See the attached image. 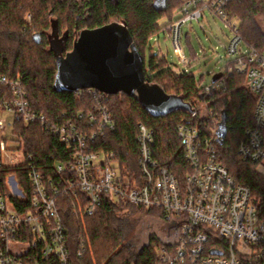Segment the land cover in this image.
<instances>
[{"label":"trees","instance_id":"obj_1","mask_svg":"<svg viewBox=\"0 0 264 264\" xmlns=\"http://www.w3.org/2000/svg\"><path fill=\"white\" fill-rule=\"evenodd\" d=\"M186 0H0V74L22 81L31 109L43 115L51 126L70 123L79 133L98 128L96 99L87 91L54 92L55 59L48 53V31L56 28L65 49L70 50L82 29H96L111 21L122 20L143 58L145 78L158 84L167 94L180 96L195 113H174L167 117L150 116L133 98L124 94L108 95L105 105L111 116L112 131L88 141L86 152L113 153L119 171L130 179L141 180L138 167L137 134L139 125L153 132L152 158L159 166L176 175L184 171L183 150L177 137L181 125L214 128L209 111L217 114L216 132L224 118V133L217 140L218 160L235 180L250 190L251 202L264 212V159L254 163L241 160L237 148L253 126L255 96L248 90L245 74L222 71V85L209 96L199 88L190 72H175L164 57L149 48L152 38L178 19ZM226 13L238 28L244 43L264 52V0H232ZM29 16L30 25L25 23ZM165 23L160 25L159 22ZM187 38V34H185ZM148 53V62H145ZM190 50V60L195 59ZM189 60V61H190ZM230 63L229 65L233 64ZM101 94H99L100 96ZM89 115L96 118L95 122ZM11 128L21 150L30 157L41 176L56 187L74 178L67 169L57 172L56 165L67 166L73 159L71 147L62 144L54 133L39 123H26L14 114ZM47 128V127H46ZM0 169V186L6 173L27 178L26 164ZM61 189V188H60ZM76 195L61 192L56 203L65 229L72 264H157L156 248L162 240L152 237L138 247L128 240L129 217L135 213L166 216L153 208L145 209L122 200L103 196L94 215H85L87 197L76 188ZM80 256H78V252Z\"/></svg>","mask_w":264,"mask_h":264},{"label":"built area","instance_id":"obj_2","mask_svg":"<svg viewBox=\"0 0 264 264\" xmlns=\"http://www.w3.org/2000/svg\"><path fill=\"white\" fill-rule=\"evenodd\" d=\"M231 1L186 0L178 19L165 33L171 39L179 62L186 65L189 60L184 55L181 40L182 27L188 22L198 21L208 11L232 32L225 51L234 57V63L228 65L226 71L245 74L247 88L255 96L253 126L246 130L237 154L245 162L257 163L264 159V52L243 42L237 25L232 24L233 20L226 13ZM221 85L222 77L203 87L204 93L209 96ZM82 91L95 97L99 114L98 128L89 133H79L70 123L51 126L43 115L31 109L27 90L19 77L0 74V112L17 114L26 123H39L57 135L62 144L71 147L72 143L74 150L73 160L67 166L56 165L57 172L67 169L74 175L60 189L27 163L30 157L21 150L11 128L12 121L6 124L0 119V169L27 163L25 180L16 173H6L0 186V264H72L56 200L63 191L75 196V188L88 199L85 215L97 212L103 196L160 210L166 216L167 226L166 237L156 248L157 264H264V212L253 206L249 188L238 183L217 158V114L209 111L214 128H209L208 133L205 128L178 127L177 137L185 164L182 175L158 165L151 153L153 132L139 125L141 180L131 183L117 168L113 153L86 152L88 141L114 128L105 105L108 95L93 89ZM89 119L96 120L92 115ZM8 129L9 136L6 135ZM10 141L17 142L19 147L8 146ZM18 150L23 163L15 165L10 151Z\"/></svg>","mask_w":264,"mask_h":264},{"label":"water","instance_id":"obj_3","mask_svg":"<svg viewBox=\"0 0 264 264\" xmlns=\"http://www.w3.org/2000/svg\"><path fill=\"white\" fill-rule=\"evenodd\" d=\"M48 34L47 51L53 54L56 67L54 92L93 89L105 95L124 94L154 118L194 113L182 97L167 94L161 86L145 78L143 58L122 20L111 21L96 29L80 30L75 34L70 50L65 49L55 27ZM222 74H214L211 83L218 81ZM223 120L216 132L218 140L225 130Z\"/></svg>","mask_w":264,"mask_h":264},{"label":"rangeland","instance_id":"obj_4","mask_svg":"<svg viewBox=\"0 0 264 264\" xmlns=\"http://www.w3.org/2000/svg\"><path fill=\"white\" fill-rule=\"evenodd\" d=\"M25 23L30 25L29 16L25 18ZM163 23L164 20L159 22V24ZM259 23L264 30V19L262 17L259 18ZM232 24L236 23L232 21ZM182 31L181 45L184 55L189 58L190 50L196 55L195 59L189 61V64L184 65L179 62L171 39L167 35L165 36L163 32L152 38L149 48L152 47L155 54L158 53L163 56L170 69L177 68L179 72H191L195 76L199 88L210 86L212 76L225 71L227 66L234 60V57L228 56L225 51L229 40L232 38V32L224 22L208 11H205L198 21L194 20L184 25ZM184 34H187V38L184 37ZM145 62H148V53ZM0 119L9 124L12 121V116L1 111ZM10 133L11 131L8 129L6 135L9 136ZM8 146L16 149L19 147L15 141H10ZM10 157L15 165L23 163L20 150L10 151ZM102 160L103 157H100V161ZM129 221L131 226L128 228V240L134 242L138 247L144 246L152 237L159 240L166 237V221L159 219L156 214L135 213L129 217Z\"/></svg>","mask_w":264,"mask_h":264},{"label":"crops","instance_id":"obj_5","mask_svg":"<svg viewBox=\"0 0 264 264\" xmlns=\"http://www.w3.org/2000/svg\"><path fill=\"white\" fill-rule=\"evenodd\" d=\"M164 23H165V21H164ZM164 23H163V24H164ZM163 24H160V25H163ZM163 33H164L165 36H166V35L168 36L167 33H165V32H163ZM168 37H169V36H168ZM184 37H185V34H184ZM161 57H163V56H161ZM189 58H190V57H189ZM189 58H188V60H190ZM188 64H189V63H188ZM172 70L175 71V72H179L177 68H174V69H172Z\"/></svg>","mask_w":264,"mask_h":264}]
</instances>
